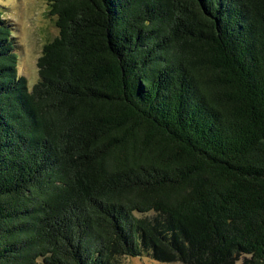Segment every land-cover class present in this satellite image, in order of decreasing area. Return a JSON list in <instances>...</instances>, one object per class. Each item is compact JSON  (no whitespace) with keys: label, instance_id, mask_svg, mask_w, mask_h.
<instances>
[{"label":"trees","instance_id":"trees-1","mask_svg":"<svg viewBox=\"0 0 264 264\" xmlns=\"http://www.w3.org/2000/svg\"><path fill=\"white\" fill-rule=\"evenodd\" d=\"M50 14L30 89L0 11V264H264V0Z\"/></svg>","mask_w":264,"mask_h":264},{"label":"rangeland","instance_id":"rangeland-1","mask_svg":"<svg viewBox=\"0 0 264 264\" xmlns=\"http://www.w3.org/2000/svg\"><path fill=\"white\" fill-rule=\"evenodd\" d=\"M0 11L4 19L13 27L12 33L19 56V75L27 79L28 86L32 89L39 82L38 61L42 56L43 48L59 34L55 17L50 14V0H0ZM153 216V213L137 215L141 219H151ZM186 249L184 250L188 252ZM180 257L179 260L174 261L159 260L152 255L124 257L121 260L113 258V264H196L197 262L192 259L191 253ZM244 260L245 256L235 253L231 263L244 264Z\"/></svg>","mask_w":264,"mask_h":264}]
</instances>
